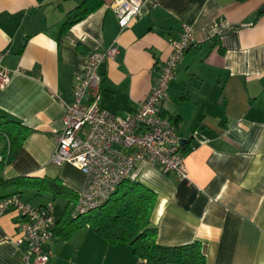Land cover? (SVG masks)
<instances>
[{
    "label": "crops",
    "instance_id": "0c3cea01",
    "mask_svg": "<svg viewBox=\"0 0 264 264\" xmlns=\"http://www.w3.org/2000/svg\"><path fill=\"white\" fill-rule=\"evenodd\" d=\"M112 1L65 27L80 0H0V67L9 74L0 85V116L29 129L0 171V197L19 193L33 206L60 200L54 215L64 228V210L85 176L50 157L62 129L61 102L72 100L89 53L117 47L98 68L99 105L126 116L147 97L170 42L186 26L195 44L177 66L161 115L190 149L187 178L143 166L134 180L156 194L150 224L158 244L198 241L205 264H264V0H144L123 28ZM7 147L2 139L0 159ZM22 177L33 184H7ZM42 178L56 179L67 193L41 191ZM17 221L11 211L0 217V264H23L13 242ZM48 250V264H147L129 245L108 243L87 225L65 238L56 234Z\"/></svg>",
    "mask_w": 264,
    "mask_h": 264
},
{
    "label": "built area",
    "instance_id": "2783aa9c",
    "mask_svg": "<svg viewBox=\"0 0 264 264\" xmlns=\"http://www.w3.org/2000/svg\"><path fill=\"white\" fill-rule=\"evenodd\" d=\"M144 0H113L110 3L120 27L138 17ZM195 44L189 27L170 42V53L147 97L137 109L120 116L99 105L100 64L117 53L115 45L97 48L88 55L87 66L72 89V100L64 108L62 129L54 136L50 162L69 163L85 176L82 190L73 207L74 215H84L101 206L126 179H135L143 166L158 168L164 174L187 178L185 153L169 117L161 115L170 81L185 51ZM9 80L0 67V85ZM14 212L18 218L13 242L23 264H48V246L56 225L54 203L33 206L18 193L0 199V217Z\"/></svg>",
    "mask_w": 264,
    "mask_h": 264
},
{
    "label": "trees",
    "instance_id": "16d2710c",
    "mask_svg": "<svg viewBox=\"0 0 264 264\" xmlns=\"http://www.w3.org/2000/svg\"><path fill=\"white\" fill-rule=\"evenodd\" d=\"M103 3L104 0H80L69 12L71 16L64 26L70 27L83 20ZM28 133L29 129L16 120L0 116V141L7 140L8 143L7 150L0 159V171L14 158ZM182 151L186 154L190 149L183 146ZM25 180L28 184H33L34 181L22 177L9 180L7 184L19 186ZM37 181L46 184L41 191H51L54 198L67 193L56 179L42 178ZM76 199L77 195L69 199L63 215L66 225L58 229L56 224L53 236L60 234L65 238L73 229L87 225L108 243L129 245L133 253L147 264H205V256L198 241L176 246H165L156 242V228L150 224L156 194L142 183L129 178L122 180L101 206L84 215L73 214ZM75 221L76 224L72 227L71 224Z\"/></svg>",
    "mask_w": 264,
    "mask_h": 264
},
{
    "label": "rangeland",
    "instance_id": "374dc122",
    "mask_svg": "<svg viewBox=\"0 0 264 264\" xmlns=\"http://www.w3.org/2000/svg\"><path fill=\"white\" fill-rule=\"evenodd\" d=\"M24 190H23V194H24ZM26 193V192H25ZM24 195H26V194H24ZM54 203V207H55V209H56V211H58V209H60L61 207H62V202L60 201V200H56L55 202H53Z\"/></svg>",
    "mask_w": 264,
    "mask_h": 264
},
{
    "label": "water",
    "instance_id": "95a60500",
    "mask_svg": "<svg viewBox=\"0 0 264 264\" xmlns=\"http://www.w3.org/2000/svg\"><path fill=\"white\" fill-rule=\"evenodd\" d=\"M184 143H185V141L184 140H180V147H183L184 146Z\"/></svg>",
    "mask_w": 264,
    "mask_h": 264
}]
</instances>
